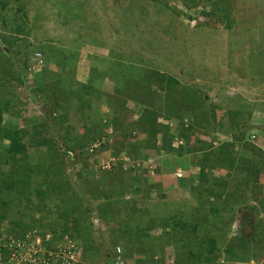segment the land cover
<instances>
[{"label":"rangeland","instance_id":"obj_1","mask_svg":"<svg viewBox=\"0 0 264 264\" xmlns=\"http://www.w3.org/2000/svg\"><path fill=\"white\" fill-rule=\"evenodd\" d=\"M263 21L264 0H0V239L49 234L54 248L75 246L71 264H108L104 251L117 248L126 264H199L200 249L211 264H264V168H256L264 150L250 123L233 130L229 151L223 137L210 148L223 105L208 98L206 75L188 72L189 62L216 69L212 51L238 23L227 49L239 52L240 68L254 61L264 73V51L254 53ZM36 54L43 70L33 66ZM178 114L201 143L209 137L205 155L177 156L174 140L186 146ZM107 135L104 150L86 153ZM68 146L78 163L52 153ZM140 146L155 156L137 170L122 159H142ZM161 146L169 150L157 153ZM15 151L24 152L16 161ZM40 156L50 162L42 174ZM112 159L110 171L99 169ZM178 172L180 183L162 190L160 181ZM25 180L33 184L22 195ZM252 192L263 198L250 205ZM206 202L212 218H199L205 228L214 221L212 231L190 234L187 208Z\"/></svg>","mask_w":264,"mask_h":264},{"label":"crops","instance_id":"obj_2","mask_svg":"<svg viewBox=\"0 0 264 264\" xmlns=\"http://www.w3.org/2000/svg\"><path fill=\"white\" fill-rule=\"evenodd\" d=\"M237 25L238 23L233 28L232 32H230V34L232 35L234 33L236 34ZM255 26L257 31L261 32L262 29L264 28V23L263 25L255 24ZM246 32H248L247 29ZM229 35L228 37L225 36L224 38L226 39L224 40L221 38L223 37V35L220 34L221 40L219 39V41L221 42V44L217 47L215 51H212L213 55L215 57H218L217 61H215L217 66L215 67L216 69L211 68L210 70L209 68H199V67L197 68V66L196 68H194L189 62L188 64L189 78L192 79V76L194 75H199V76L206 75L207 80H202V81H204L203 89L209 91L208 98L210 99V96H214L218 98L219 102L221 101L220 104L223 105L219 107V110H217L218 111L217 115L215 116L218 120L217 121L218 125H217V131H214L213 137L212 136L210 137V144L212 145V149L216 148L218 144L221 145L220 144L221 141L219 139L220 137H223L225 138V140H228V144H230V138L233 139L234 141L233 130L237 129V127H241V125L243 124L250 123L252 126L250 132L252 135L256 136L255 144L257 145L258 148L264 150V140H263L264 139V73L259 72L262 70L256 68L258 66H254V61L245 64L246 67L241 66L242 68H240V66H238V64H240L241 62L239 52H237L236 50V52L234 53L235 50L231 49L229 51L227 49L226 42H229ZM258 50H260L261 52L264 51V39L258 41L257 49H255L254 53H256ZM191 55H193L192 51L190 52L189 56L191 57ZM206 57L207 54L205 58ZM261 57L262 60H264V53L261 54ZM230 63L235 65L231 66ZM198 69L201 72H199ZM211 74L218 75V77L213 78ZM219 74L221 75L223 74V76H225L223 80L222 79L220 80V82H219V78H220ZM231 74H233L234 76L233 77L231 76L229 78ZM196 79L198 80L199 78ZM210 80L212 81L210 82ZM218 100L216 101L218 102ZM236 112L239 113V117H236L235 115ZM202 120H207L206 116H204ZM227 132L229 134H226ZM217 136H219L218 139ZM205 139H203V141H207L209 137L207 140ZM160 182L162 183L163 186L162 190H165L166 192L167 190L173 189V187L171 186L178 185L180 183V181L176 183V179L172 178L171 176L164 177ZM189 191L191 190L189 189ZM166 192L164 194H166ZM210 198L211 196L209 197L208 200L212 203V200ZM238 198L239 196L236 195L235 200ZM211 203L207 204L206 202V205L203 206L200 204L194 205L193 206L194 209L193 207L187 208V218H189V221L186 222V225L188 227V231L190 234H194V233L201 234L202 230L204 231L203 234L211 233L214 221H210L212 215L207 214V212L212 214ZM196 206H198V208ZM203 216L206 218L208 217L210 218L209 220L205 218L207 222L210 221L209 223L211 224L208 225L207 228L201 226L202 218L200 220L199 217H203ZM188 248L189 250H191V247ZM204 256L205 258H203V260L199 264H211L212 263L211 255L208 252H205Z\"/></svg>","mask_w":264,"mask_h":264},{"label":"built area","instance_id":"obj_3","mask_svg":"<svg viewBox=\"0 0 264 264\" xmlns=\"http://www.w3.org/2000/svg\"><path fill=\"white\" fill-rule=\"evenodd\" d=\"M256 140V137L253 135L251 141ZM106 140L97 141L88 147L86 152L91 156L96 153L98 150H103V146L106 144ZM182 141H176V146H182ZM78 155L75 153L69 152L67 159L75 161ZM123 162H130L126 157L122 159ZM117 160L112 159L109 162H103L100 166V169L103 172L110 171L112 167L116 164ZM118 162H120L118 160ZM135 168L139 165H135ZM177 179H181L183 176L180 172L175 174ZM98 221V220H97ZM34 235V237L32 236ZM51 235H46L45 239L40 236H35V233H29L25 236L24 239L17 238L15 240H10L5 243V241L0 240V264H52L62 262V264H71L75 259H77L80 254H77L76 248L74 245L69 242V245L60 247L56 249L57 251L52 252L50 250V245L48 247L46 244L51 243ZM108 252V251H107ZM114 254V264H124L123 258L121 257L122 252L120 248H117L113 251Z\"/></svg>","mask_w":264,"mask_h":264},{"label":"trees","instance_id":"obj_4","mask_svg":"<svg viewBox=\"0 0 264 264\" xmlns=\"http://www.w3.org/2000/svg\"><path fill=\"white\" fill-rule=\"evenodd\" d=\"M61 88L59 87V90H60ZM91 91V90H90ZM54 92H56V90L54 91ZM92 92V91H91ZM54 94V93H53ZM55 96H58L57 98H59V99H61L62 98V93H56V94H54ZM54 96V97H55ZM56 97H55V99H57ZM186 108V107H185ZM183 109H184V107H183ZM123 110V109H122ZM177 118H178V120H179V122H180V124H181V128H180V130H179V138H181V139H183V141H185V147H181L179 150L180 151H177V156L178 157H182V156H184L185 154H191V152H194V155H196V153L197 154H199L200 155V153H202L203 155H205V153H206V150H207V147H208V145L207 144H205L206 142L205 141H203V143H201L202 141H201V139L198 137V136H196V134H195V128H194V126H192V127H184V125H182L183 124V122H184V120H185V117L182 115V114H178L177 115ZM156 130V134L154 135V137H156L158 134H160V130H158V129H155ZM163 135L165 136V140H168L169 142L170 141H172V139H173V137H170V134L167 132V130H165L164 131V133H163ZM16 136V135H15ZM235 139H234V141L235 140H237V138H236V136H233ZM16 140V139H15ZM241 141V143H242V141L243 140H240ZM237 142H238V140H237ZM205 144V145H204ZM16 145H17V142H15V148H16ZM192 145H195V146H197V147H195L194 149L193 148H191V146ZM232 145V144H231ZM164 146V145H163ZM163 146H161V147H159L158 149H155L156 151H157V153H160L161 151H167L166 149H168L167 147H163ZM209 146H210V148L212 149V145H210L209 144ZM140 148L142 149V150H140ZM140 148H138V149H135L136 150V152H140V151H143L144 152V157L146 158V157H148L149 155H153V154H155L154 153V151H153V146H140ZM149 148L151 149V150H149ZM164 148H165V150H164ZM190 150H189V149ZM230 148H231V146L229 147V144L226 146V148L224 149V150H230ZM187 149V150H186ZM16 150V149H15ZM20 150H22V149H20ZM169 150V149H168ZM192 150V151H191ZM221 150H223V149H221ZM221 150H219V151H221ZM19 151V150H18ZM14 151H11L10 150V153H13ZM22 152V151H21ZM69 152H75V150L73 149V148H71V147H67L66 149H63V150H58V153H57V151H53L52 153H54V155L55 156H58L59 158H60V156L61 157H63V159H66L67 158V156H68V153ZM217 152V151H216ZM23 154H24V152H22ZM61 153V154H60ZM221 153H222V151H221ZM231 153H233V152H231ZM260 154H262L261 152H259ZM23 154H16V151H15V154H12V156H15V161L16 160H19V159H21V157H22V155ZM27 154V153H26ZM136 154V153H135ZM137 155V154H136ZM135 155V156H136ZM142 155V156H143ZM143 157V158H144ZM193 158H196V157H193ZM199 158V157H198ZM40 159H41V161H42V165L40 166V163H39V168H38V174H42V173H44V171H46V172H48V168H46V166L47 165H49V161H47L46 159H45V156H40ZM39 159V160H40ZM195 164V163H194ZM197 164V163H196ZM44 166V167H43ZM16 167V166H15ZM256 168H258L259 170L258 171H262V168H264V167H261V165L259 166L258 165V167H256ZM16 169V168H15ZM17 169H19V168H17ZM40 169H41V171H40ZM44 170V171H43ZM45 172V173H46ZM231 173H235V171L234 170H231L230 171ZM229 172V173H230ZM15 176H16V174H15ZM232 177V176H231ZM231 177H228V179H227V181H221V184L222 185H224V184H226V188L227 187H229V186H232L233 185V180H234V178L232 179V180H230L231 179ZM21 184H23L24 186V189L22 190L23 192H22V195H25L26 194V192H27V190H29L30 189V186L33 184V182H30L29 180H25V182H23V183H21ZM41 185V184H40ZM261 194H262V192H261ZM260 194V196H258V194H256V192H252L250 195H247V200L249 199L250 201H248V203L251 205V203H254V201L255 202H260L261 201V199L263 198V195H261ZM234 197V196H233ZM259 197H261V198H259ZM235 198H233V200H234ZM260 200V201H259ZM246 203V202H245ZM242 207V206H241ZM247 210H249V207H248V209ZM90 213H93V210H91V212ZM102 213L104 214V211H102ZM103 214H101L100 213V215L97 213V219L99 220V222H101V221H103V223H106V219H105V217H104V215ZM107 224V223H106ZM30 233H32V232H30ZM54 234H56L55 232H54ZM26 236V235H25ZM25 236H21V237H19V238H22V239H24L25 238ZM36 236V235H35ZM54 236V235H53ZM42 238H44V237H42ZM51 238H52V236H51ZM45 239V238H44ZM54 239H55V237H54ZM54 241V240H53ZM209 242H211V240H209ZM48 245H50L49 247H50V250L52 251V252H55V251H57L58 249H60V246H62V245H59V246H56L55 248L52 246L53 244H52V242L51 243H48V244H46V246L48 247ZM48 247V248H49ZM63 247V246H62ZM57 249V250H56ZM197 250L198 248L196 247V245H194V246H191V250H188L187 249V255L189 256V257H191L192 258V256H191V252L190 251H195V250ZM108 249H106V251H107ZM116 250V249H115ZM114 250V251H115ZM106 251H104L105 252V256L106 257H108L107 258V260H108V264H114V262H113V260H114V254H113V251H109L108 250V252H106ZM109 255H110V259H109ZM195 255V254H194ZM205 252H203L201 249H200V252H198V254H196L195 255V259H196V261H200V260H203V258H205ZM121 257L123 258V261H125L126 262V259L124 258V255L122 254L121 255ZM62 263V262H61ZM52 264H56V263H52ZM57 264H60V262H58ZM124 264H126V263H124Z\"/></svg>","mask_w":264,"mask_h":264},{"label":"clouds","instance_id":"obj_5","mask_svg":"<svg viewBox=\"0 0 264 264\" xmlns=\"http://www.w3.org/2000/svg\"><path fill=\"white\" fill-rule=\"evenodd\" d=\"M34 62H33V66L35 67V68H40V69H42L43 70V68H44V59L42 58V57H39L37 54L36 55H34V60H33ZM253 136V135H252ZM251 136V137H252ZM255 136V135H254ZM251 137H250V139H251ZM256 137V136H255ZM110 138H111V136L110 135H107V138L105 139L106 140V144L103 146V150L107 147V145H108V141L107 140H110ZM176 141H181V140H179L178 138L177 139H175L174 140V143H173V146L175 147V148H181L182 146H179V147H177L176 146ZM254 144L256 143V140H254V141H252ZM184 145V144H183ZM155 156L154 154L153 155H149L148 157H144V156H141V158L142 159H135V160H133V157L131 156V160H130V162H129V164L132 166H135V165H139V167H137V168H135V169H137L138 170V168H140V167H142V165L143 164H146L147 165V163H151V160H153V157ZM144 157V158H143ZM67 159V158H66ZM78 157L76 158V162H74V161H72V160H69V159H67V161H68V163H70V164H75V163H78ZM128 163V162H127ZM100 169V168H99ZM143 169V168H142ZM101 170V169H100ZM149 174H151V171L149 172ZM153 175V174H152ZM174 177H175V175H174ZM173 177V178H174ZM176 178V177H175ZM174 178V179H175ZM182 179V178H181ZM181 179H177L176 178V180H181ZM242 209V208H241ZM202 234V233H201ZM1 240V239H0ZM3 241V240H2ZM107 252V251H106Z\"/></svg>","mask_w":264,"mask_h":264}]
</instances>
